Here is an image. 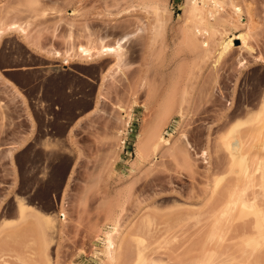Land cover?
Returning a JSON list of instances; mask_svg holds the SVG:
<instances>
[{
	"label": "rangeland",
	"instance_id": "obj_1",
	"mask_svg": "<svg viewBox=\"0 0 264 264\" xmlns=\"http://www.w3.org/2000/svg\"><path fill=\"white\" fill-rule=\"evenodd\" d=\"M185 1L0 0V264H109L105 233L115 210L126 236L119 264H137L142 254V264L246 258L251 221L240 204L212 238L209 218L202 219L208 204L229 201L231 188L239 187L232 199L248 188L231 172L235 160L225 141L240 158L260 148L264 154L263 142L249 138L255 126H239L264 107V0H226L208 46L201 43L206 36L189 41ZM157 2L164 7L158 12ZM14 25L24 35L10 31ZM225 31H248L255 52L236 40L215 67ZM118 44L128 67H116L114 56L82 59L84 47ZM169 96L175 108L162 132L176 144L163 145L158 159H140L137 141ZM245 138L239 149L237 139ZM50 218L54 230L45 226ZM20 220L23 227L12 233Z\"/></svg>",
	"mask_w": 264,
	"mask_h": 264
},
{
	"label": "bare ground",
	"instance_id": "obj_2",
	"mask_svg": "<svg viewBox=\"0 0 264 264\" xmlns=\"http://www.w3.org/2000/svg\"><path fill=\"white\" fill-rule=\"evenodd\" d=\"M30 1H31L32 4H38L40 2V0H30ZM225 1L226 0H186L185 1V4L183 5V9L185 11V15L187 17V20L193 23V26L189 30V32L191 33L190 37H189V41L190 42L198 41L199 40L198 39L199 36H202V37L206 36L204 40L202 39L201 43H202V45H206V46L209 45V41L212 38V36L215 35L216 33H218L217 22L220 19V14L224 10ZM229 1L232 4H235V0H229ZM156 4H157V8H156L157 10L156 11L158 12V11H160V9L163 6L161 7V2H157ZM162 5H163V3H162ZM237 13L239 14V10H237ZM75 14H76V10L75 9L69 11V16H74ZM244 20L245 19H243L242 16L239 15L238 21H240V23H241ZM246 23H248V22L246 21ZM246 23L244 25H246ZM10 31H15V32L19 31L21 33L23 32V35L25 33L23 31V28L20 29L19 25L12 26L10 28ZM249 39H250V33L248 31L243 32V33L241 32L238 36L235 35V34H230L228 31H225L223 33L221 32V38H220L219 43L217 45V49L215 50L214 66L216 67L221 62L223 57L225 55H227V53L230 52L233 49V47L236 46V43H235L236 40H240L241 43H242V45L239 46V47L245 48L251 53L255 52L254 51V47L250 45ZM125 54L126 53L124 52V48L121 46V44H118L117 47L116 46L115 47L114 46L113 47L103 46V47L99 48V50L96 51V52L94 51V49L92 47H84L82 49V51H81L82 59H84V60L89 59V60L92 61L94 59L97 60V58H100V57L105 58L104 56H106V57L107 56H111V58H113L112 56H114V60H115V57H116V60L118 61V62L117 61L115 62L116 65L118 64L117 66L115 65L118 68H121L122 67L121 65H123V64H125V65H123L125 67L129 66V65L127 66L126 63H124V61L129 59V58L125 59L127 57ZM56 57L62 58V55L59 52H57ZM70 60L71 59L69 57H66V58L63 59V62L66 65V64H68L70 62ZM94 61H92V62H94ZM243 62L246 63V61H243ZM127 64H129V62H127ZM122 68H124V67H122ZM169 97H167V100L165 98V102H164V99H163V101H162L163 103H161L162 107H161V109H159L160 112L158 111L160 114L157 113V115H158L157 118H156L157 120L155 119L156 121L154 120L155 122L153 124H150L149 126H147L144 129L142 135L139 137V140L137 141V144H136L137 145V152H136L137 154H136V156L138 155L139 157H141L140 159H142L143 157L149 158L148 157L150 155L149 153H152L151 155L152 156L154 155L155 158H157L158 152H159L160 148L163 145L164 146L167 145V146L174 147V144H176L175 140H174L175 142H173L171 139H165V135H163V132H162L163 131L162 129H163L164 125H166L165 122L168 121L169 116L171 117V115L173 113L172 110H173V108H175L173 106L174 102H172L170 100L171 97L170 98ZM119 109L123 113L122 120L123 119L127 120V117L129 116V114H128L129 112L127 113L125 107H123V106H119ZM177 113H179V111ZM169 114H171V115H169ZM181 114L183 115L182 111H181ZM249 120H251V122L250 121L243 122L242 124H239V126H241V125L244 126L246 124L247 125H252L253 128L255 126L253 132H251V134L249 133V138L251 137L252 140H253V138H255V139L258 138L260 142H263V146H264V139H262L263 141H261L262 136L264 138V107L262 108L261 112L257 113L256 117L254 116V117H252V119H249ZM252 126H251V128H252ZM249 127L250 126H248V129H249ZM250 129L248 130L249 132L252 131ZM255 131L257 132V136H255L256 134H253V133H256ZM120 133H122V132H120ZM252 134H253V137H252ZM246 140H247L246 138L245 139H237V143H238L237 146H238L239 149H242L246 145V142H247ZM253 141L256 142L257 139L253 140ZM259 141H257V142H259ZM225 145L230 150L231 156L234 157V160H235L234 166H236V169L238 168L237 171H236V170H234L235 167L233 166V168H232L233 170L231 171L232 174H235V173L242 174L245 177L244 179L247 181L246 185H248L247 186L248 188H246L247 191L245 190V192H243V193H245L246 195L248 194V198L244 199L246 195L242 193V191H243L242 189H245V188H242L240 193H241V196H242L243 200L240 199V201L239 200L236 201V199H238L239 198L238 196L240 195V193L236 194L237 191H236L235 195H238V196H235L234 197L235 199H232V197L234 196V191L238 190L239 187L238 186L234 187V189L231 188L232 189L231 191L233 192V195L231 193V196L229 195L230 198L228 197L229 199L224 198L225 200H229V201L226 202L224 199H222L223 201H225L224 203L222 201H220V202L223 203L222 206L219 205V204H221L220 202H218L219 204L216 203L217 205L215 203H214V205L213 204H208V206H207L208 211H207V209L205 210L207 212V214H204L205 216L207 215L208 217L206 216V219L203 217L204 220L202 219V221L206 222V220L209 218L207 220L208 222H206L204 224L206 225L208 223L207 224V225H209L208 227L213 229L212 232L210 231L211 232L210 234L212 236L207 234V236L208 235L211 236L209 238H212L213 234L215 235V231L219 227H221L223 225V222H225V219L226 220L230 219V217L232 216V215H229V214H230V212L232 213L235 210L233 211L231 207L233 205L237 206V204L238 205L240 204L241 208H242V209H240V211L242 210L241 212H242L243 217H247V218L250 217L249 219H250L251 222H248V224H246L247 225V229L249 227L248 225H250V227H252L251 228L252 230L249 227V229L251 231L249 229H248L249 230L248 231L246 229V225L245 224L243 225L245 227V230H247V232H249V233L248 234H244L246 236V240L245 241H244L245 236L243 237V235H242V237H240V238H241V241H244L243 243L248 244V247L250 248V249L248 248L250 250V253H249V250H248L247 251L248 254L246 253L247 254L246 258L242 259L243 261H241V264H261V262L263 260V258L261 260V257H263L261 255H263V252H262V254L258 253V252L260 250L263 251L261 249L262 248L261 246L264 245V154L262 155L260 153V151H259V150H261L260 147H259L260 148L259 150L256 149L257 152L253 151L252 148L250 147L252 152H248L249 154L251 153V155H247V156H252V157H247L246 155H242L241 158H240L234 153L233 149L231 148V141L230 140L227 139L225 141ZM253 149L255 150V148H253ZM263 149H264V147H263ZM263 149H262V151H263ZM253 152L254 153H258V154L260 153L259 155H262V156H259L257 154L253 155ZM254 156H257L256 158H259V160L257 161V159ZM204 157L207 160L206 163L209 164L206 155ZM253 157L255 158V160L257 162L256 161H252L251 162V159ZM208 170L206 171V172H208L206 175H208L210 173V169H208ZM208 176H210V175H208ZM258 188L259 189L261 188L259 190V193H257L258 192ZM246 192H248V193H246ZM260 194H262V197H260L261 196ZM209 205L211 207L214 206L212 208L213 209H217V210H215L213 212L212 211L213 209ZM218 206H221V207L217 208ZM236 206H234L233 208H235ZM208 207H210L212 210H210ZM237 208H239V206H237ZM228 209L232 210V211H229ZM20 211H21V218L20 219L22 220V222H24V221L26 222L28 220L29 216L26 214V207L23 204L20 205ZM115 212H117V211L116 210L114 212L111 211V214L109 216L110 218L108 217V219H107V220L110 221L109 225H111L112 229L105 233V244H104L105 245V250H104V254H105L106 258H107L106 262L107 263L109 262V264H119V262H117V261H120L121 258L118 256V254L120 255L121 251L123 250L120 247L122 245V248H123L124 247V242L126 241L125 240L126 236L124 237V234L119 229V227H120V225H119L120 218L118 219L119 215L117 216L116 215L117 213H115ZM203 213H205V212H202V214H200V215L202 216ZM209 213L212 216L209 217ZM63 216H65V214H63ZM223 218H225V219H223ZM251 219H253V221ZM21 220H20L19 223L16 224V226L14 225L15 228L12 229V233H14V234L18 233L19 230L23 227L22 224L20 225ZM45 222H46L45 226L46 227L48 226L47 227L48 229L54 230L56 228L57 224H56L55 219H53V218L46 219ZM107 223H108V221H107ZM47 228L45 230H48ZM242 229L243 228H241V230H240V234H243V233H241ZM45 230L42 231L43 232L42 234L45 233ZM2 231L4 233L5 229H3ZM119 231H121V233L123 234V236H122L123 239L121 238L122 240L120 239L121 234H120ZM244 233H245V231H244ZM42 236H46V234H44ZM115 236H117V237H115ZM45 238L44 237L42 238V241H43L42 245H45V247H48L49 244L45 243V242H48L47 239H46V241H44ZM119 239L121 241H119ZM46 245H48V246H46ZM45 247H43L41 249V250L44 251L43 254L42 253L41 254H42V256L44 255L43 258L44 259L46 258V261H47V255L46 254H47V249L48 248H45ZM251 247L254 249V251H253V249L251 250ZM258 249H259V251H257ZM119 250H120V252H119ZM256 252L258 254H256ZM139 255H140V253H139ZM258 255H260V257ZM140 256H141V258L138 257L140 259V261L137 264H142L143 262L147 261L146 257L144 256V254H142ZM143 256L145 258H143ZM231 261L232 260L227 261V262H225V264H232ZM259 261H261V262H259ZM207 262H208V260L205 259L202 264H206ZM48 264H50V263H48ZM152 264H156V263L152 262Z\"/></svg>",
	"mask_w": 264,
	"mask_h": 264
}]
</instances>
